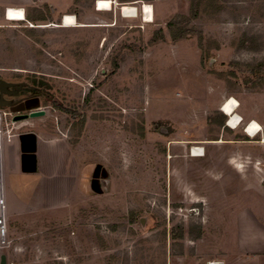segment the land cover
I'll use <instances>...</instances> for the list:
<instances>
[{
	"label": "rangeland",
	"instance_id": "1",
	"mask_svg": "<svg viewBox=\"0 0 264 264\" xmlns=\"http://www.w3.org/2000/svg\"><path fill=\"white\" fill-rule=\"evenodd\" d=\"M114 1L138 15L0 0V79L16 90L0 112L43 109L23 121L63 138L76 168L65 202L7 220L0 264H253L246 254H264V0ZM170 20L190 35L172 41ZM230 98L243 120L226 133L207 118ZM248 120L262 125L254 139Z\"/></svg>",
	"mask_w": 264,
	"mask_h": 264
},
{
	"label": "crops",
	"instance_id": "2",
	"mask_svg": "<svg viewBox=\"0 0 264 264\" xmlns=\"http://www.w3.org/2000/svg\"><path fill=\"white\" fill-rule=\"evenodd\" d=\"M225 115L226 122L228 114ZM25 122L13 123L14 131L7 128L10 131L9 136H2L0 143V198L4 204L6 227L9 218L21 216L24 210L32 208L34 209L32 211H35L36 207L43 204L52 207L65 202L68 196V178L76 171L69 160L68 144L63 138L45 133L47 128L36 130L28 127L30 123ZM227 124L225 123V127L228 128L226 133H231L232 129L240 125L233 128ZM231 140L237 143L249 141L243 137H232ZM240 148L238 152H242L243 149ZM16 181L19 184H16ZM25 193L31 194L26 197ZM250 253L246 254V259L252 260L253 264L258 263L257 259H253L256 255L264 256L254 251ZM203 261L224 263V260L211 255L205 256Z\"/></svg>",
	"mask_w": 264,
	"mask_h": 264
},
{
	"label": "bare ground",
	"instance_id": "3",
	"mask_svg": "<svg viewBox=\"0 0 264 264\" xmlns=\"http://www.w3.org/2000/svg\"><path fill=\"white\" fill-rule=\"evenodd\" d=\"M140 8V15L143 17L144 22L153 21V8L148 3H142ZM118 5V9L121 11L123 17H136L138 15V8L132 3L118 4L114 0H96L95 8L97 11H109L112 10L113 5ZM77 21L73 15H64L62 18V25L65 27H74L76 26ZM238 107V102L234 98L223 102L221 104V111L225 114H228L227 125L236 128L241 121L243 120L240 115L235 113L236 108ZM259 124L254 120L251 121L245 133L252 134L253 129H258ZM264 142V141H263ZM192 156H202L201 149L198 147L191 148Z\"/></svg>",
	"mask_w": 264,
	"mask_h": 264
},
{
	"label": "trees",
	"instance_id": "4",
	"mask_svg": "<svg viewBox=\"0 0 264 264\" xmlns=\"http://www.w3.org/2000/svg\"><path fill=\"white\" fill-rule=\"evenodd\" d=\"M197 13H198L197 7L196 6H192L190 8V15L194 18L197 15ZM166 25H167V27L170 30V37H171L172 41H179V40L187 38L188 35H190V31L184 29V27L180 26V23L176 22L175 20L168 21ZM155 34H156V37H154L152 39V41H150V44L152 42L157 41L158 39L159 40H163L164 39V37H163V35L161 33V30L157 31ZM113 68H114V71L117 69V63H114ZM260 81H261V79L259 80V82ZM259 82L253 83V86L254 85H259ZM218 118L219 119H217V117L209 116L207 118V121H208L209 124L216 123V124H219V125L223 126L224 121L226 119V115L221 113L220 117H218Z\"/></svg>",
	"mask_w": 264,
	"mask_h": 264
},
{
	"label": "built area",
	"instance_id": "5",
	"mask_svg": "<svg viewBox=\"0 0 264 264\" xmlns=\"http://www.w3.org/2000/svg\"><path fill=\"white\" fill-rule=\"evenodd\" d=\"M12 114H10V112H0V143H1V139H2V136H3V128H2V124L3 122L6 123L7 121V118L11 119L9 121L12 122ZM10 116V117H8ZM227 117H229L227 115ZM252 120H248L246 121L244 124H243V131L245 132L247 130V127L249 126V124L251 123ZM259 124V123H258ZM6 125V124H5ZM262 132V125L259 124V128L258 129H253L252 131V134H247V136L250 138V139H254V137H256L257 135H259L260 133ZM257 141H260V142H263L264 139L260 138V140H257ZM190 152H191V149H190ZM0 235L1 236H4L3 238L1 237L0 238V245L3 244L5 242V239L7 238L6 237V226H5V219H4V204H3V201L1 200L0 198ZM204 264H215L214 262H206Z\"/></svg>",
	"mask_w": 264,
	"mask_h": 264
},
{
	"label": "water",
	"instance_id": "6",
	"mask_svg": "<svg viewBox=\"0 0 264 264\" xmlns=\"http://www.w3.org/2000/svg\"><path fill=\"white\" fill-rule=\"evenodd\" d=\"M6 87H8V84L0 79V96L2 95V92ZM3 105H4L3 103H0V106ZM27 111L28 112H22V113H20V111L13 112L14 115L12 116V122H18L29 118L40 117L45 114V111L43 109L29 108V110Z\"/></svg>",
	"mask_w": 264,
	"mask_h": 264
},
{
	"label": "flooded vegetation",
	"instance_id": "7",
	"mask_svg": "<svg viewBox=\"0 0 264 264\" xmlns=\"http://www.w3.org/2000/svg\"><path fill=\"white\" fill-rule=\"evenodd\" d=\"M14 91H16L14 88L11 89L9 87H6L3 90L2 95L0 96V103L13 104L15 101L11 100V98L15 97L16 93H14Z\"/></svg>",
	"mask_w": 264,
	"mask_h": 264
}]
</instances>
